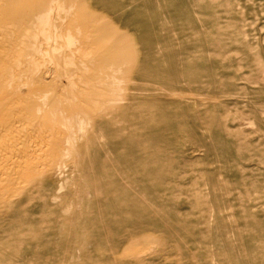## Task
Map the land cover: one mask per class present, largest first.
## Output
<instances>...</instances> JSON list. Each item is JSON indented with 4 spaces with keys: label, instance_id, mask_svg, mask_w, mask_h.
<instances>
[{
    "label": "rangeland",
    "instance_id": "1",
    "mask_svg": "<svg viewBox=\"0 0 264 264\" xmlns=\"http://www.w3.org/2000/svg\"><path fill=\"white\" fill-rule=\"evenodd\" d=\"M72 1L74 24L118 25L132 72L108 116L59 111L61 145L3 177L0 264H264V0H30L44 43Z\"/></svg>",
    "mask_w": 264,
    "mask_h": 264
},
{
    "label": "bare ground",
    "instance_id": "2",
    "mask_svg": "<svg viewBox=\"0 0 264 264\" xmlns=\"http://www.w3.org/2000/svg\"><path fill=\"white\" fill-rule=\"evenodd\" d=\"M30 4V0H0V93L15 95L8 103H0V183L12 171L32 172L30 165L39 157V141L49 149L59 145V138L53 132L57 124L51 121L59 111L69 107L108 116L118 107L114 102L118 98V82L129 81L132 72L134 49L116 32L118 25L108 23L115 24V20L103 8L98 11L108 18L105 22L111 27L107 32L96 26L86 30L90 22L84 18L74 24L69 17L77 9V3L72 1L65 13L56 16L51 41L44 43L39 35L43 34V24L52 21L49 20L50 7L41 2ZM94 32L96 34L92 35ZM71 35L76 36L72 42L69 41ZM61 39L73 45L62 50ZM39 49L56 58L51 52L59 54L61 51L55 69L40 70L35 62ZM71 64L73 69H68ZM28 76L31 82L26 86ZM46 78L50 80L49 85L55 84V87L43 93L49 86ZM43 110H48L50 115L38 114Z\"/></svg>",
    "mask_w": 264,
    "mask_h": 264
}]
</instances>
